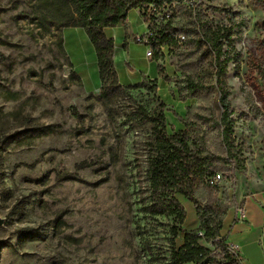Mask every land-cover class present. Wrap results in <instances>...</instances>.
I'll return each instance as SVG.
<instances>
[{
	"label": "rangeland",
	"instance_id": "374dc122",
	"mask_svg": "<svg viewBox=\"0 0 264 264\" xmlns=\"http://www.w3.org/2000/svg\"><path fill=\"white\" fill-rule=\"evenodd\" d=\"M196 7L213 28H232L222 59L230 58L241 151L219 172L218 186H200L193 200L177 196L186 214L179 225L149 212L153 124L135 112L163 110L168 133L185 131L191 148L226 156L214 56L199 43L189 10ZM42 15L36 0H0V264H169L185 233L199 232L206 220L218 229L235 206L241 174L264 171V7L257 0H184L155 17L131 11L106 30L126 87L108 102L99 96L86 32L59 34L41 24ZM159 32L169 45H149Z\"/></svg>",
	"mask_w": 264,
	"mask_h": 264
},
{
	"label": "trees",
	"instance_id": "16d2710c",
	"mask_svg": "<svg viewBox=\"0 0 264 264\" xmlns=\"http://www.w3.org/2000/svg\"><path fill=\"white\" fill-rule=\"evenodd\" d=\"M42 10L41 24L44 27H55L59 34L65 28L83 29L94 46L97 55V66L101 79L100 98L108 102L110 96L126 87L119 83L115 68V42L106 35L109 28L124 24L133 10L141 11L145 16L155 17L174 2L184 0H36ZM264 7V0H257ZM193 22L198 26L201 38L199 43L205 45L207 52L214 56L213 75L216 78L213 88L220 95L222 114L219 121L222 135V146L226 156L204 155L200 149L191 148L185 131L168 133L163 110L148 113L139 108L136 117L149 120L153 124V142L149 158L148 179L150 191L149 212L154 216H172L179 225L184 224L186 214L177 199L181 195L190 200L200 186L209 185L211 178L225 169L232 159H238L237 140L234 137V120L232 118L230 90L227 83L228 59H222L224 46L233 45L232 28H213V21L199 7L190 8ZM149 45L163 47L169 45L167 33L159 32L149 37ZM63 48V37L60 35ZM165 106L164 103L161 104ZM214 188V187H212ZM229 210L224 212L226 217ZM224 220L218 229L211 226L209 220L203 221L199 232H187L183 243L172 252L169 264H242L241 259L230 255L225 239L218 236ZM173 228L175 235L180 231ZM204 240L213 248L200 244Z\"/></svg>",
	"mask_w": 264,
	"mask_h": 264
},
{
	"label": "crops",
	"instance_id": "0c3cea01",
	"mask_svg": "<svg viewBox=\"0 0 264 264\" xmlns=\"http://www.w3.org/2000/svg\"><path fill=\"white\" fill-rule=\"evenodd\" d=\"M257 169L256 175L239 176L242 184L235 187V206L229 209L224 221L228 224L227 231L222 232L223 224L217 237L239 247L242 264H264V171L262 167ZM240 207L244 209V215L238 213Z\"/></svg>",
	"mask_w": 264,
	"mask_h": 264
},
{
	"label": "built area",
	"instance_id": "2783aa9c",
	"mask_svg": "<svg viewBox=\"0 0 264 264\" xmlns=\"http://www.w3.org/2000/svg\"><path fill=\"white\" fill-rule=\"evenodd\" d=\"M151 36L153 35V33L150 34ZM148 55H151V52L148 54ZM222 180V175L220 173L216 174V176H214L213 178L210 179L209 181V185L212 186V187H216L219 185V183L221 182ZM238 213L240 215H244V209L243 208H238ZM199 236H204V233L203 232H200L198 234ZM219 240V238H218ZM227 245V251L230 255L240 259V256H239V247L238 246H235V245H232V244H228L226 243Z\"/></svg>",
	"mask_w": 264,
	"mask_h": 264
},
{
	"label": "water",
	"instance_id": "95a60500",
	"mask_svg": "<svg viewBox=\"0 0 264 264\" xmlns=\"http://www.w3.org/2000/svg\"><path fill=\"white\" fill-rule=\"evenodd\" d=\"M6 223V219L3 218L1 215H0V228L3 227Z\"/></svg>",
	"mask_w": 264,
	"mask_h": 264
}]
</instances>
